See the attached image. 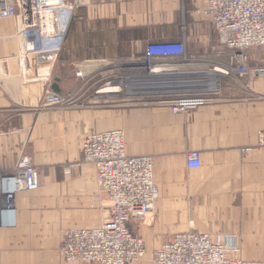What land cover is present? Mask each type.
<instances>
[{"label": "crops", "instance_id": "1", "mask_svg": "<svg viewBox=\"0 0 264 264\" xmlns=\"http://www.w3.org/2000/svg\"><path fill=\"white\" fill-rule=\"evenodd\" d=\"M205 3L88 0L74 6L52 66L51 89L79 87L75 61L138 55L151 40L182 35L188 54L237 65L235 53L218 42L202 13ZM210 33L215 44L209 43ZM18 52L15 21L0 19V179L22 153L39 176L36 190L15 196L13 226L3 225L0 212V264H79L60 253L64 231L112 218L111 202L97 188L94 167L82 161L80 143L90 131L114 128L124 131L129 154L153 157L159 192L148 216L127 224L146 248L142 259L127 264H153V251L186 231L212 238L234 233L241 264H264V147L257 145L264 130V77L223 75L216 99L188 113L154 105L45 106L48 85L34 79L43 72L20 66ZM247 56L248 66L264 65V47L249 49ZM245 147L250 149L242 155ZM191 150L199 153L198 168L186 167ZM71 162L79 165L67 170ZM2 204L0 191V210Z\"/></svg>", "mask_w": 264, "mask_h": 264}, {"label": "built area", "instance_id": "2", "mask_svg": "<svg viewBox=\"0 0 264 264\" xmlns=\"http://www.w3.org/2000/svg\"><path fill=\"white\" fill-rule=\"evenodd\" d=\"M88 0H0V19L16 23L19 52L16 58L27 70L43 72L34 79L48 85L43 105L66 108H122L154 105L170 112L188 113L212 103L221 91L222 77H264V65L248 66L247 51L264 47V0H206L202 13L209 18L218 42L235 53L237 65L218 64L209 58L190 55L186 36L151 40L138 55L106 61H75L76 90L55 92L51 72L60 50L74 6ZM21 67V68H22ZM257 145L264 147V130ZM250 148L241 149L244 155ZM82 161L94 167L97 188L111 202L112 218L89 228L64 231L60 253L66 262L127 264L146 253L143 239L127 227L153 210L158 187L153 178V157L126 151L122 129L90 131L80 143ZM79 165L71 162L67 170ZM201 165L199 153L186 154V167ZM3 196V225L15 224L14 200L19 192L39 186L36 166L22 153L15 166L0 179ZM237 235L186 231L153 251V264H241Z\"/></svg>", "mask_w": 264, "mask_h": 264}, {"label": "rangeland", "instance_id": "3", "mask_svg": "<svg viewBox=\"0 0 264 264\" xmlns=\"http://www.w3.org/2000/svg\"><path fill=\"white\" fill-rule=\"evenodd\" d=\"M211 35H210V37H208V39H209V43H211V44H215L216 43V37H215V35L213 34V33H210ZM198 42V38H197V41H196V43ZM194 43V42H193Z\"/></svg>", "mask_w": 264, "mask_h": 264}, {"label": "water", "instance_id": "4", "mask_svg": "<svg viewBox=\"0 0 264 264\" xmlns=\"http://www.w3.org/2000/svg\"><path fill=\"white\" fill-rule=\"evenodd\" d=\"M53 88L55 89V86H53ZM57 91V89H55Z\"/></svg>", "mask_w": 264, "mask_h": 264}]
</instances>
